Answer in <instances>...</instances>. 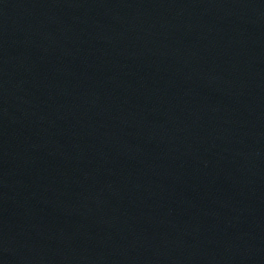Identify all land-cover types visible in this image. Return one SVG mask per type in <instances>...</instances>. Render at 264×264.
Here are the masks:
<instances>
[{"label":"water","instance_id":"water-1","mask_svg":"<svg viewBox=\"0 0 264 264\" xmlns=\"http://www.w3.org/2000/svg\"><path fill=\"white\" fill-rule=\"evenodd\" d=\"M0 264H264V0H0Z\"/></svg>","mask_w":264,"mask_h":264}]
</instances>
